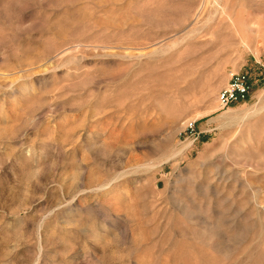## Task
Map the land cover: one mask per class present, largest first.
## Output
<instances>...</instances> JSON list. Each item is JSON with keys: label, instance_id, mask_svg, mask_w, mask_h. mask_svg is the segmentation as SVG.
<instances>
[{"label": "rangeland", "instance_id": "rangeland-1", "mask_svg": "<svg viewBox=\"0 0 264 264\" xmlns=\"http://www.w3.org/2000/svg\"><path fill=\"white\" fill-rule=\"evenodd\" d=\"M0 264H264V0H0Z\"/></svg>", "mask_w": 264, "mask_h": 264}, {"label": "built area", "instance_id": "built-area-1", "mask_svg": "<svg viewBox=\"0 0 264 264\" xmlns=\"http://www.w3.org/2000/svg\"><path fill=\"white\" fill-rule=\"evenodd\" d=\"M250 86L251 80L247 72L233 73L227 84L217 94L219 107L224 108L235 100L244 99L250 90ZM189 128V133L195 134L192 125H189Z\"/></svg>", "mask_w": 264, "mask_h": 264}]
</instances>
